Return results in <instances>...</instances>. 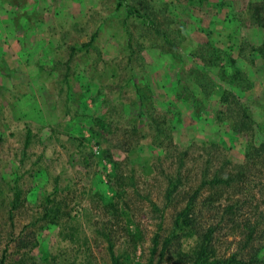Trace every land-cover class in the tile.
<instances>
[{"label":"rangeland","instance_id":"1","mask_svg":"<svg viewBox=\"0 0 264 264\" xmlns=\"http://www.w3.org/2000/svg\"><path fill=\"white\" fill-rule=\"evenodd\" d=\"M3 1L30 5L12 16L0 10V254L6 245L9 254L21 226L38 212L43 195L55 185L69 192L71 223L77 230L78 248L68 252L83 260L82 231L91 242L90 228L105 222L113 231L115 248L128 256L129 264L143 260L158 216L147 208V199L161 206L163 174L173 168L169 164L175 150L149 144L148 127L128 130L139 111L131 87L137 76L149 81L156 108L161 113L170 111L166 114L174 124L171 135L176 148L189 146V154L216 156L218 165L222 153L231 161L226 169H238L244 138L214 118L221 106L208 100L203 119H192L186 103L177 100L184 92L172 87L175 73L200 62L188 55L201 44L223 53L221 65H227L226 55L234 57L251 82L241 101L256 124L252 140L264 139V64L251 52L262 44L264 32L248 21L245 9L247 2L264 0H120L119 5L117 0H0V4ZM147 16H153L157 29L175 37L181 63L157 48L165 44L147 30L143 23ZM92 33L85 49L69 54L70 45L89 41ZM129 37L132 55L126 65ZM151 44L157 47L149 48ZM205 70L212 74L216 69ZM106 101L111 125L99 128L92 114L103 112ZM124 142L129 149H124ZM208 142L221 144L220 151L205 150L202 143ZM113 160L119 178L131 185L123 199L128 207L114 218L99 202V196L112 194L107 180ZM11 186L16 187L18 205L8 217ZM58 230L43 227L35 232L37 245L24 257L27 264L30 259L44 264L56 255L58 247L66 244ZM231 234L216 233L220 252L233 248ZM95 244L93 256L100 263L104 255ZM17 259L10 252L5 264H15Z\"/></svg>","mask_w":264,"mask_h":264},{"label":"trees","instance_id":"2","mask_svg":"<svg viewBox=\"0 0 264 264\" xmlns=\"http://www.w3.org/2000/svg\"><path fill=\"white\" fill-rule=\"evenodd\" d=\"M119 1L117 0L118 5ZM245 9L248 21L259 26L264 32V1L247 2ZM152 18L153 16H147V21L143 23L147 25V30L160 36L165 46L157 47L151 44L148 47L160 48V51L167 54L173 62L177 60L180 62L182 58L177 52L175 37H170L166 30L157 29L158 26L154 25ZM92 39L93 33L89 41L70 45L69 54L76 49H85ZM126 41L129 48V60L126 65H130L132 55L130 37ZM197 47V51L190 52L188 56L198 58L200 62L198 64L193 62L192 66L190 64L183 66L184 69L180 73H175L173 78L172 87L184 92L183 96H177V100L186 103L192 119L199 120L203 119L201 116L205 113L208 100L218 103L221 108L215 111L214 118L220 123L227 124L231 132L244 138L243 161L238 169L227 170L226 166H229L231 161L222 153L218 165L216 156L202 157L197 153L189 154V146L176 148L171 135L174 124L169 120L171 117H167L166 114L170 111L161 113L156 108L149 81H141L137 76L136 80L131 82V87L139 111L130 120L128 130L135 132L133 130H137L138 126L148 127L151 130L149 144L163 150L173 148L175 156L169 164L173 168L163 174L161 206L147 199L149 211L153 214L158 213L157 222L147 237L146 254L143 260L136 264H264V139L257 143L252 140L256 124L249 107L241 101L244 93L250 89L251 82L234 57L226 55L228 63L221 65L223 53L217 48L210 46L209 49L206 44ZM251 52H256L264 64V39L262 44L252 48ZM137 57L144 66L143 56ZM205 67L216 70L212 74H207L206 70L204 71ZM64 77L66 80L65 75ZM102 106L103 112L92 116L97 117L95 123L99 128H106L111 125L108 116L109 102L106 101ZM202 144L205 150L219 152L221 148L218 142ZM123 145H126L124 149H129V143L124 142ZM111 164L112 171L109 175L111 178L107 183L112 194L103 198L99 196V202L101 209L108 213L109 217L114 218L128 207L123 199L131 185L123 181L124 177L119 178V174L116 173L117 163L113 160ZM113 181L117 182V187ZM8 189L10 193L14 189L7 211L10 217L12 209L18 205V198L15 186ZM257 191L261 195H258ZM68 194V191L58 190L54 185L52 191L43 195L38 212L21 226L17 238H14L16 244L9 254L6 253L7 245L3 248L0 264H5L10 252L18 255L15 264H27L24 257L37 245L35 232L43 227H57L61 240L66 243L59 246L56 255L45 260L44 264H129L128 256L119 248H115L113 231L106 227L105 222L94 224L90 228L91 242L82 231L81 247L85 251V254L82 253L83 260L76 252H68L73 246L78 248L74 236L77 230L71 223L72 215L67 203ZM222 230L234 233L231 234L234 245L230 251L220 252L217 248L218 239L215 235ZM126 234L131 235L127 232ZM93 243H96L95 247L101 248L104 255V260L100 263L93 256ZM29 264L38 263L30 259Z\"/></svg>","mask_w":264,"mask_h":264},{"label":"crops","instance_id":"3","mask_svg":"<svg viewBox=\"0 0 264 264\" xmlns=\"http://www.w3.org/2000/svg\"><path fill=\"white\" fill-rule=\"evenodd\" d=\"M30 4H28V3H24V4H21L20 6H18L17 4H14V5H12V4H10L9 2H7V1H3L1 4H0V10H2L4 13H5V15H7V16H12V15H17V14H20V9L19 8H22V7H24V6H29ZM34 4L32 3V6H33ZM5 6H7V8L5 9V10H3L4 9V7ZM22 11V13L24 12V10L22 9L21 10ZM6 24V23H5ZM5 24L3 25V28H5L4 26H5ZM5 29H7V31H13V28H9V26L7 27V28H5ZM26 31V30H25ZM20 32H22V31H19V32H17V33H19V34H17V37H18V35H20L21 33ZM25 34V33H24ZM20 38H23V36L22 37H20ZM24 38H25V36H24ZM3 49L0 47V54L2 53L1 51H2Z\"/></svg>","mask_w":264,"mask_h":264}]
</instances>
